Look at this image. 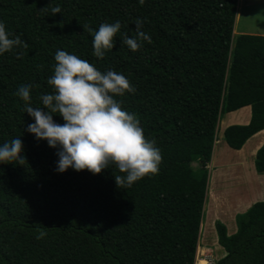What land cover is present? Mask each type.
Masks as SVG:
<instances>
[{"label": "trees", "instance_id": "16d2710c", "mask_svg": "<svg viewBox=\"0 0 264 264\" xmlns=\"http://www.w3.org/2000/svg\"><path fill=\"white\" fill-rule=\"evenodd\" d=\"M238 0H0V21L26 46L0 56V144L22 140L25 161L0 164V264H194L207 166L219 120L250 109L245 126L221 139L239 151L264 131V36L234 35ZM58 7L60 13L52 14ZM151 43L133 52L135 20ZM120 21L114 47L92 52L101 23ZM75 54L101 72L122 73L135 87L115 97L154 140L155 175L118 187L114 166L99 174L55 171L57 149L26 131L34 122L14 93L32 85L31 104L51 93L55 52ZM57 123L61 117L54 115ZM193 165H196L193 168ZM255 171L264 174V143ZM228 236L216 226L224 256L214 264H264V202ZM46 235L37 239L39 231Z\"/></svg>", "mask_w": 264, "mask_h": 264}, {"label": "clouds", "instance_id": "9594fccd", "mask_svg": "<svg viewBox=\"0 0 264 264\" xmlns=\"http://www.w3.org/2000/svg\"><path fill=\"white\" fill-rule=\"evenodd\" d=\"M140 5L145 0H137ZM60 13L58 7L51 9ZM134 37L124 36L123 44L133 52L142 47V41L151 43L143 31L144 21L135 20ZM121 29L120 21L101 23L93 33V56L103 58L114 47V36ZM20 35H13L0 21V56L14 48L25 47ZM53 74L47 79L52 92L41 94L42 107L31 104L32 85H21L14 93L24 102V112L34 121L26 131L36 140H44L57 149L55 171L63 173L69 168L76 172L87 170L95 175L114 166L123 175H116L118 187H131L145 176L155 175L161 154L155 141L144 136L140 122L133 113L122 108L115 97L133 93L135 87L117 71L101 72L95 65L75 54L58 49L54 55ZM63 123L54 121L53 116ZM23 144L20 137L0 144V164H23ZM46 235L40 230L37 239ZM199 249L197 247L196 253ZM195 254L194 264L202 258Z\"/></svg>", "mask_w": 264, "mask_h": 264}, {"label": "rangeland", "instance_id": "374dc122", "mask_svg": "<svg viewBox=\"0 0 264 264\" xmlns=\"http://www.w3.org/2000/svg\"><path fill=\"white\" fill-rule=\"evenodd\" d=\"M234 31L235 35H239L241 32L256 36L264 35V0H238ZM245 110H248V114H250L249 108H244L242 111L244 112ZM236 116L234 114L231 115V113L223 114L219 120L218 144L213 149L215 151L209 164L211 168L213 164L218 168L220 164L231 162L234 159L233 150L231 151L223 144L221 137L225 122L227 120L237 121ZM256 143L257 141L254 138H250L242 147V149H245V154L253 149ZM245 159L247 167H252L253 171H255V158H249L247 155L243 158V162ZM208 166L207 168H209ZM195 167L196 165H193V168ZM247 167L244 168L245 173L248 174L250 171L247 170ZM206 170V194L199 236V246L205 249H203L204 251L199 249L196 255L203 257L204 252L210 254L211 264H214L217 259L224 256L222 249L217 243L216 226H224L227 235L234 236L238 228V219L243 217L255 203H260L261 201L258 199L259 193L256 192L255 186L244 179L243 168H231L225 171L221 168L219 170L222 171L221 176H216L217 171H213V175H211L213 168L209 169V171L208 169ZM253 173L256 174L255 172ZM256 175L261 174L257 173ZM200 263L197 259L196 264Z\"/></svg>", "mask_w": 264, "mask_h": 264}, {"label": "crops", "instance_id": "0c3cea01", "mask_svg": "<svg viewBox=\"0 0 264 264\" xmlns=\"http://www.w3.org/2000/svg\"><path fill=\"white\" fill-rule=\"evenodd\" d=\"M234 35H235V31H234ZM239 35H251V34L242 33L241 32ZM251 36H256V35H251ZM258 36H264V35H258ZM245 109H247V108H245ZM242 110L239 111V112L231 113V115H233V114L237 115L236 117H237L238 120L237 121L227 120V122H225V124H224V128H226L228 126H231V125H241V126L247 125L249 123V121H250V114H248V110H245L244 112ZM252 138H254L257 141V143H256V145H255V147L253 149H251L249 152H246V154H245V149H241L239 151H233L234 152V156H233L234 159L231 162H226V163L220 164L218 166V168L216 166H214V164H213V166H212L213 170H211V172H212L211 175H213V171H217L216 176H221L222 175V171H219L221 168L223 169V171L229 170L231 168L232 169L233 168H237V169L243 168L244 172H242V173H243V176L245 177L244 179L248 183L251 182L255 186L256 192L259 193V195H258L259 198L258 199H260L261 202H264V174L256 175L257 172L253 171L252 167L251 168L247 167L246 159L243 162V158L246 157L247 155H248L249 158H255L257 150L264 143V131L254 135ZM216 141L217 142L215 143V145L218 144V138H217ZM222 142H223V140H222ZM223 144H224V142H223ZM243 155H244V157H243ZM211 160H212V158H211ZM208 167H209V168H207L208 171H209V169H212L210 165ZM244 167H247V170L250 171L248 174L245 173L246 171H245ZM253 172H255L256 174H254Z\"/></svg>", "mask_w": 264, "mask_h": 264}, {"label": "built area", "instance_id": "2783aa9c", "mask_svg": "<svg viewBox=\"0 0 264 264\" xmlns=\"http://www.w3.org/2000/svg\"><path fill=\"white\" fill-rule=\"evenodd\" d=\"M204 251V250H203ZM200 256V255H199ZM201 257V256H200ZM202 259L200 260V262H202L203 264H211V259H210V254H206L204 252L203 257H201Z\"/></svg>", "mask_w": 264, "mask_h": 264}, {"label": "bare ground", "instance_id": "6f19581e", "mask_svg": "<svg viewBox=\"0 0 264 264\" xmlns=\"http://www.w3.org/2000/svg\"><path fill=\"white\" fill-rule=\"evenodd\" d=\"M200 264H203L202 262Z\"/></svg>", "mask_w": 264, "mask_h": 264}]
</instances>
